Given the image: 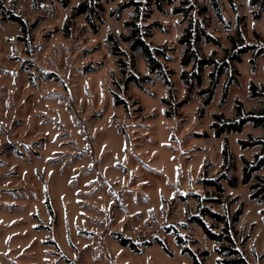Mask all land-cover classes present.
Masks as SVG:
<instances>
[{"label":"rangeland","instance_id":"1","mask_svg":"<svg viewBox=\"0 0 264 264\" xmlns=\"http://www.w3.org/2000/svg\"><path fill=\"white\" fill-rule=\"evenodd\" d=\"M81 1L64 7L57 0H0V264H196L184 248L201 264H219L224 255L192 220L211 224L201 213L206 207L229 219L241 207L232 227L235 246L248 264H264V200L252 199L250 183L242 182L244 159L253 161L261 144H240L264 130L247 122L241 132L216 137L212 127L216 113L235 117L238 100L246 111L261 104L250 85L264 88V55L256 54L264 47V0H235V6L220 0L222 18L209 0H173L163 11L141 0L135 20L151 48L167 46L168 58L160 59L172 93L142 53L121 40L135 6L111 16L127 0H89L104 6L94 32L84 15L71 17ZM189 5L188 13H174ZM190 20L220 41L200 40V56L223 59L231 37L256 46L235 62L225 95L228 73L220 77L208 105L198 86L178 105L187 94L181 73L193 68L181 64L185 45L179 43ZM110 32L124 52L125 73ZM212 69L205 66L203 87ZM131 74L150 79L127 83ZM225 141L238 184L222 179L219 192L204 179L221 173ZM256 174L264 176V169L251 182Z\"/></svg>","mask_w":264,"mask_h":264},{"label":"trees","instance_id":"2","mask_svg":"<svg viewBox=\"0 0 264 264\" xmlns=\"http://www.w3.org/2000/svg\"><path fill=\"white\" fill-rule=\"evenodd\" d=\"M61 2L64 7H67L70 4V0H57ZM110 1V0H109ZM151 1V0H150ZM155 5L160 11L164 10V4H172L173 0H153ZM232 6H235V0H228ZM211 6L216 10L218 16L222 18L220 0H209ZM253 3H256V0H252ZM189 0H183L182 4H188ZM135 6L134 20L125 21V25L129 27V32L127 34H121V40L129 42L130 48L132 51H140L142 55L146 58L149 66L150 73L157 72L158 75L164 77L165 83L170 86L169 92L172 93V82L164 73L165 65L161 61L160 57L165 59L168 58L167 46L154 47L151 48L150 44L146 42L141 29L137 24L136 20L139 18V6L141 5V0H127L120 3L115 9L111 11V16H114L115 13H119L123 9L129 6ZM3 6L0 4V8ZM193 9L192 5L189 6H177L174 8V13H188ZM101 10H104V6L100 2L92 4L89 0H82L78 5L73 7L71 17L75 18L80 15H84L87 22L91 25L94 32H97V24L95 22V17L99 20L102 19L100 13ZM207 11V6L201 7L199 13L204 14ZM5 10L2 9V14H5ZM259 15V14H258ZM257 15V16H258ZM10 19L18 22L21 25L23 31L27 30V24L18 14L11 12ZM5 18V16H4ZM136 19V20H135ZM204 39L207 42H213L217 45H220V41L217 37L213 36L209 31H207L206 26L200 24H193V21L190 20L189 24L186 26L184 33L179 39V43L185 45L183 55L181 57V64L184 67L193 64L192 70H183L181 73V78L184 83L187 85V94L186 96L178 103V105H183L189 99L190 94L193 92L195 86H198L199 94L204 97L203 103L208 105L212 99L214 89L219 83L220 77L228 73V79L225 83L224 95L227 91V86L230 83L231 79L234 77L233 72H235V62H240L242 60L241 55L247 53L252 48H255L254 44H249L243 41L239 42L235 37H231L232 49L224 48L225 57L221 60H218L213 55L209 57L200 56L197 52V45L200 40ZM108 41L111 43V48L113 54H115L118 59L117 62L121 68V72L125 73L124 67L126 62L123 60L122 55L124 52L120 50L119 39L112 32L108 34ZM256 54L264 55V47L258 48ZM211 65L213 67L210 75V84L207 87H203V71L205 66ZM171 71V70H170ZM150 79L149 75L137 76L131 74L126 82L135 81L138 85H142V81H147ZM252 96H262L263 99L258 109L246 111L243 107V104L240 100L237 101L236 105V115L234 118H226L223 114H214L215 122L212 124L214 128V134L216 137H220L224 133L230 132H241L244 125L247 122H251L255 127H261L264 130V88H257L255 84L250 85ZM117 103L123 102L121 99L116 100ZM170 115L169 111L167 112ZM240 144L242 148L248 146H254L261 144V151L255 155V159L250 161L244 159L243 167V178L242 182L244 184L250 183V189L252 190L251 198L258 199L259 201L264 200V176L260 174L255 175V182H251L254 173L264 169V135L261 138H252L251 140L241 139ZM222 155L224 159V165L221 170V173L216 178L204 179V183L207 186L215 187L219 192L223 191L221 180L225 179L232 187H236L238 184V179L234 174H231L229 171L234 167V156L230 150L228 141L224 142L222 149ZM215 201H220L219 198L214 199ZM201 213L204 215H209L213 222L207 224L200 216H194L192 220L198 222L202 225L206 235L213 240L216 245L215 249L219 254H223L224 257L219 259V264H248L246 259L241 255L238 248L235 246L234 240L232 238V227L235 222H237L242 215L241 207L238 208L231 219L228 216L220 214L219 212H214L209 208H203ZM222 225V230L217 232L214 228H217L218 225ZM234 235V234H233ZM184 240L181 236H178V242L182 243ZM120 242L124 245H129L132 248H135L134 244L130 242L129 239L120 238ZM164 248L167 252L171 253L170 250L164 245ZM183 251H189L193 256V259L196 264H201L197 259L196 255L188 248H184ZM208 252L204 251L203 255H207Z\"/></svg>","mask_w":264,"mask_h":264}]
</instances>
